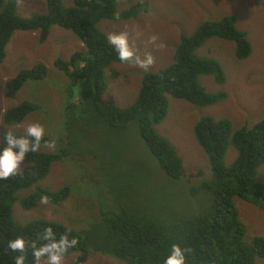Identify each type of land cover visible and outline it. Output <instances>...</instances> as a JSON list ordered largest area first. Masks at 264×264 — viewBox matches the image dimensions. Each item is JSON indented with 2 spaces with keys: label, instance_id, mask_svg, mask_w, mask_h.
Segmentation results:
<instances>
[{
  "label": "trees",
  "instance_id": "16d2710c",
  "mask_svg": "<svg viewBox=\"0 0 264 264\" xmlns=\"http://www.w3.org/2000/svg\"><path fill=\"white\" fill-rule=\"evenodd\" d=\"M40 1L45 3L44 10L24 16L17 0H0V62L6 57L13 33L20 29L39 30L44 42L52 27L59 26L76 34L84 47L68 59L55 60V66L70 77L66 87V135L58 138L56 150L44 151L40 146L53 140L45 133L38 149L26 154V166L16 175L0 179V264H14V257L21 254L7 247V241L16 236H23L30 245L23 254L25 264H33L31 245L46 243L40 236L49 226L57 239L61 234L76 238L77 243L64 254L77 253L73 264H84L93 245L127 264H163L172 244L187 249L185 264H261L264 235L248 238L235 198L264 207V182L258 177L264 164V117L251 125L235 127L228 117L202 115L194 133L206 157L195 171L183 161L175 142L157 128L168 115L171 97L198 106L214 105L226 98V91H211L200 79L201 74L211 75L223 84L226 74L222 62L200 54L199 49L210 38L220 37L235 43L238 59L248 58L253 45L247 31L238 27L237 15L208 18L192 33L181 32L168 62L145 72L137 99L123 107L119 101L104 97L109 75L118 76V64H113L123 62L100 22L136 17L148 10V3L136 2L121 9L122 0ZM48 70L44 62L21 69L7 81L5 95L15 98L28 80H43ZM39 109L37 102L24 99L6 109L4 122L19 124ZM134 122L173 186L146 185L140 173L132 172L134 166L124 165L126 161L119 169L111 167L122 154L118 148L105 153L93 149L97 129L103 130L100 137H104L108 132L103 127L126 131ZM9 130L3 127L0 139ZM11 131L18 136L26 132ZM231 147L237 154L230 162ZM77 155H94L97 168L107 173L105 180L113 196L108 197V201L112 199L109 203L101 202L100 218L80 227L45 217L19 220L14 212L17 201L27 210L43 200L60 203L67 199L71 193L67 185L58 189L37 186L23 197L18 192L42 181L54 162Z\"/></svg>",
  "mask_w": 264,
  "mask_h": 264
},
{
  "label": "rangeland",
  "instance_id": "374dc122",
  "mask_svg": "<svg viewBox=\"0 0 264 264\" xmlns=\"http://www.w3.org/2000/svg\"><path fill=\"white\" fill-rule=\"evenodd\" d=\"M70 3V0H64ZM121 9L133 3L145 1L148 10L128 19L103 20L100 22L108 34L110 32L127 33L129 46L141 60L147 56L152 62L141 66L135 62L118 64V76L109 75V87L104 97L119 101V105H131L138 97L143 75L166 64L173 53L181 32L192 31L205 19L218 18L224 14L237 15V25L247 31L253 45L248 58L238 59L233 41L212 37L199 49L202 55L218 58L224 67L226 80L223 84L215 81L211 75L201 74L200 79L211 91L224 90L227 96L222 101L210 106H198L184 99L170 98V108L166 119L157 126L158 130L171 138L183 161L196 170L205 162L206 153L197 141L194 125L205 114L215 117H228L235 127L253 124L264 117V0H122ZM22 15H32L34 11L44 10L45 3L40 0H17ZM102 29V30H103ZM84 46L76 34L59 26H53L48 38L40 40L39 30H16L6 47V57L0 62V131L7 127L13 131H26L30 123L39 122L52 141L40 146L41 150H56L58 138L66 135L65 109L67 105L66 87L70 77L55 66L58 57L68 59L70 55ZM37 62L48 66V75L43 80H28L17 92L15 98L5 95L7 81L21 69L31 67ZM110 73V71H109ZM24 99L37 102L40 109L29 114L24 121L15 125L4 122L6 109ZM108 133L101 136L102 129L95 131L93 149L105 153L110 149H120L122 154L111 165L119 169L124 165L134 166L132 172L140 173L148 184L156 187L173 186V182L162 169L155 155L141 138L136 122L129 130L120 127H103ZM54 142V143H53ZM80 142L85 140L80 136ZM100 145H104L100 149ZM237 154L233 147L229 149V161ZM94 155L69 157L53 163L49 174L30 188L18 192L23 197L32 193L37 186L58 189L70 186L71 193L60 203L49 200L40 205L24 209L17 201L14 205L16 217L21 221L35 218L55 219L70 226H85L100 218L101 202L112 201L109 184L105 180L107 173L97 168ZM26 162H21L18 170ZM124 171V169H121ZM258 177L264 182V164L259 168ZM235 202L241 219L247 226L248 238L264 235V207L254 201L236 197ZM77 253L63 256L62 264H73ZM264 264V259H259ZM40 264H47L46 257ZM84 264H127L114 255L103 253L98 246H92L89 258Z\"/></svg>",
  "mask_w": 264,
  "mask_h": 264
},
{
  "label": "clouds",
  "instance_id": "9594fccd",
  "mask_svg": "<svg viewBox=\"0 0 264 264\" xmlns=\"http://www.w3.org/2000/svg\"><path fill=\"white\" fill-rule=\"evenodd\" d=\"M108 42L117 52L120 61H134L141 66H146L152 62L151 57L147 56L141 60L135 55L133 49L129 46L127 33L110 32L107 36ZM45 135L44 126L39 122L30 123L24 135H16L11 130L3 134L0 139V179H8L16 175L21 162L29 152H35ZM40 239L46 241L41 246L32 247L33 264H40L41 257H46L47 264H62V258L67 250L73 247L76 238L69 239L66 234H61L56 238L51 226L44 229ZM30 245L23 236H16L7 241L8 249L21 253L14 257V264H25L24 252ZM187 249L179 244H172L167 255L163 259V264H185Z\"/></svg>",
  "mask_w": 264,
  "mask_h": 264
}]
</instances>
